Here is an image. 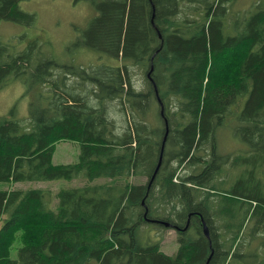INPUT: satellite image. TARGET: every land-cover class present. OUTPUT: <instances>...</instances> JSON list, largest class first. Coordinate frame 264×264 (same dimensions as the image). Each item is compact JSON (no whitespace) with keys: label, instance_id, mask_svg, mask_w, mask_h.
Listing matches in <instances>:
<instances>
[{"label":"trees","instance_id":"trees-1","mask_svg":"<svg viewBox=\"0 0 264 264\" xmlns=\"http://www.w3.org/2000/svg\"><path fill=\"white\" fill-rule=\"evenodd\" d=\"M21 1L0 0V21L33 25ZM87 1L69 49L105 61L61 63L39 36L0 42V89L18 79L30 96L24 120L18 104L0 115V182L84 181L0 189V264H264L263 3ZM240 101L249 148L224 154L218 131ZM63 140L77 161L54 162Z\"/></svg>","mask_w":264,"mask_h":264},{"label":"rangeland","instance_id":"rangeland-1","mask_svg":"<svg viewBox=\"0 0 264 264\" xmlns=\"http://www.w3.org/2000/svg\"><path fill=\"white\" fill-rule=\"evenodd\" d=\"M264 0H236L231 8L240 14L257 6ZM22 10L33 13L36 19L33 25L27 26L12 21H0V42H10L13 47L23 49L28 39L40 37L47 41L43 45L44 50L54 55L61 63L74 62L86 64L88 60H106L108 57L93 49H69V45L75 41L78 28H84L94 16L95 9L87 0H22L19 4ZM25 35V37H23ZM43 43V42H42ZM17 105V115L24 120L29 115L30 96L25 94V87L21 81L14 79L0 89V115L8 114L10 109ZM243 107V101L233 107V114L226 118L224 125L218 131L219 150L224 154L245 150L248 147L234 132L235 114ZM79 143L72 140H63L57 143L54 154L55 163H69L79 158ZM231 174V173H230ZM136 181L145 182L146 179ZM84 181L55 180L48 182H0V189L28 188V187H50L57 191L60 187L79 185ZM165 234L162 249L168 254H175L179 247L177 230L168 228ZM12 255L16 256V249Z\"/></svg>","mask_w":264,"mask_h":264},{"label":"water","instance_id":"water-1","mask_svg":"<svg viewBox=\"0 0 264 264\" xmlns=\"http://www.w3.org/2000/svg\"><path fill=\"white\" fill-rule=\"evenodd\" d=\"M167 124H168V122L166 121L167 131H166V135H165V137H164L162 150H164V146H165V142H166V138H167V134H168V125H167ZM161 163H162V154H161L160 161H159V164H158V166H157L156 172H157L158 169L160 168ZM156 172H155V174H156ZM154 177H155V175H154ZM159 222L165 224L166 226H170V223H169V222H165V221H159ZM204 232H205V234H206L207 236H209V228H208L207 224H204Z\"/></svg>","mask_w":264,"mask_h":264},{"label":"bare ground","instance_id":"bare-ground-1","mask_svg":"<svg viewBox=\"0 0 264 264\" xmlns=\"http://www.w3.org/2000/svg\"><path fill=\"white\" fill-rule=\"evenodd\" d=\"M154 70V69H153ZM66 80V79H65ZM17 114V113H16ZM152 143V142H151ZM157 149V148H156ZM159 162V161H158ZM221 164V163H220ZM174 167V166H173ZM221 167V166H220ZM162 168V167H161ZM171 169V168H170ZM167 171V170H166ZM167 172H169V170L167 171ZM177 177V176H176ZM140 219V218H139ZM154 223V222H153ZM211 249V248H210Z\"/></svg>","mask_w":264,"mask_h":264}]
</instances>
